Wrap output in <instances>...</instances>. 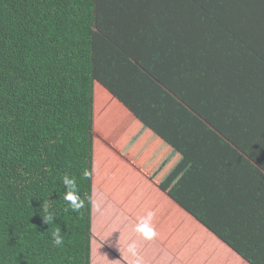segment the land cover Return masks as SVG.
Listing matches in <instances>:
<instances>
[{"label":"trees","instance_id":"trees-1","mask_svg":"<svg viewBox=\"0 0 264 264\" xmlns=\"http://www.w3.org/2000/svg\"><path fill=\"white\" fill-rule=\"evenodd\" d=\"M97 138L150 190L139 219L161 190L248 258L223 235L264 209V0H0V264H91L65 174L133 213Z\"/></svg>","mask_w":264,"mask_h":264},{"label":"crops","instance_id":"crops-1","mask_svg":"<svg viewBox=\"0 0 264 264\" xmlns=\"http://www.w3.org/2000/svg\"><path fill=\"white\" fill-rule=\"evenodd\" d=\"M129 186L125 182L117 191L127 193L122 201L126 200L133 213L112 202L107 195L103 194L107 199L100 208V198L96 203L94 199L91 264H130L126 246L131 241L137 242L143 264H264V209L258 221H250L238 209L241 215L233 214L231 229L226 233L222 230L223 236L237 248L242 244L248 257L245 258L161 190L155 191L150 210L155 212L153 227L157 235L145 240L134 231L140 211L136 209L137 196ZM118 197H121L119 192Z\"/></svg>","mask_w":264,"mask_h":264},{"label":"clouds","instance_id":"clouds-1","mask_svg":"<svg viewBox=\"0 0 264 264\" xmlns=\"http://www.w3.org/2000/svg\"><path fill=\"white\" fill-rule=\"evenodd\" d=\"M84 178H90V171L85 169L82 173ZM62 181L64 185L67 187L68 191L63 195V200L67 203L68 208H65V211L79 213L87 204L91 205L94 203L91 196H86L85 198H81L78 194V185L75 177L69 179V175L65 174L62 177ZM42 211L40 212L43 222L47 225H51L53 222V217L56 215L51 209L52 206L48 201L43 203ZM155 217L154 211H148L147 214L141 217L138 223L135 225L134 231L138 233L145 240L154 239L157 235L155 228L153 227V219ZM51 239L53 244L56 247H62L65 241L66 233L62 234V231L59 227L55 228L50 232ZM117 247L119 246V241L117 243ZM127 256L130 257V264H143V258L139 252V246L136 241H131L126 246ZM123 257V254H122Z\"/></svg>","mask_w":264,"mask_h":264},{"label":"rangeland","instance_id":"rangeland-1","mask_svg":"<svg viewBox=\"0 0 264 264\" xmlns=\"http://www.w3.org/2000/svg\"><path fill=\"white\" fill-rule=\"evenodd\" d=\"M97 139H99V141L101 140L100 142L103 144V146L95 145V167L97 171V176H100V182H102L101 180L102 179V167H103L102 165L106 160H110L111 162L110 164L114 165V174H113L114 179H117V178L121 180L124 179L125 182H128L130 184L129 187L132 193L136 194L139 191L140 195L148 197L147 195L151 193L150 190L138 185L139 178L137 174H135V172H133L132 170L129 171L127 169L126 165L123 163L125 162V160L116 153L109 152L110 154L106 156L105 149H104L105 142L100 138H97ZM101 190H102L101 185L97 184L95 194L100 193L99 195L100 201L98 202L99 208L102 207L104 200H105V198L101 195L103 194Z\"/></svg>","mask_w":264,"mask_h":264}]
</instances>
